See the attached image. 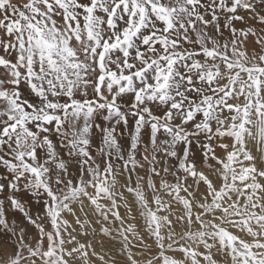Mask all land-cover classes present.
<instances>
[{"label": "snow or ice", "instance_id": "snow-or-ice-1", "mask_svg": "<svg viewBox=\"0 0 264 264\" xmlns=\"http://www.w3.org/2000/svg\"><path fill=\"white\" fill-rule=\"evenodd\" d=\"M96 261L264 264V0H0V264Z\"/></svg>", "mask_w": 264, "mask_h": 264}, {"label": "rangeland", "instance_id": "rangeland-1", "mask_svg": "<svg viewBox=\"0 0 264 264\" xmlns=\"http://www.w3.org/2000/svg\"><path fill=\"white\" fill-rule=\"evenodd\" d=\"M129 199H131V197L129 196ZM90 211V210H89ZM121 212L123 214V208H121ZM67 215V214H66ZM67 218L71 221L72 217L71 216H67ZM97 228L99 227L98 225L96 226ZM177 232L181 231V229L179 228V226H177ZM78 239H81L83 241H89L92 242L96 247L98 251H108L109 248L111 247L110 245L106 244V247L104 249H100L99 245H98V241L101 239V237H96L95 239H93V237L91 235H89L88 237H78ZM135 251V249H134ZM96 264H99V261H96Z\"/></svg>", "mask_w": 264, "mask_h": 264}, {"label": "bare ground", "instance_id": "bare-ground-1", "mask_svg": "<svg viewBox=\"0 0 264 264\" xmlns=\"http://www.w3.org/2000/svg\"><path fill=\"white\" fill-rule=\"evenodd\" d=\"M14 2H15V0H14ZM122 179V178H121Z\"/></svg>", "mask_w": 264, "mask_h": 264}]
</instances>
